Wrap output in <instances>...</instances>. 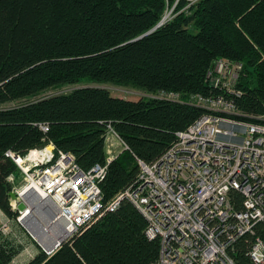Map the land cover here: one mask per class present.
<instances>
[{"label": "trees", "instance_id": "obj_1", "mask_svg": "<svg viewBox=\"0 0 264 264\" xmlns=\"http://www.w3.org/2000/svg\"><path fill=\"white\" fill-rule=\"evenodd\" d=\"M170 5L0 0V209L7 216H15L8 178H20L8 151L25 157L51 142L89 170L106 163L104 135L111 126L128 147L101 184L104 201H111L137 179V160L160 159L177 132L208 113L188 103L192 96L225 95L208 78L219 59L243 65L237 84L242 95L225 97L245 115L264 116V0H180L173 18L140 39L163 21ZM82 82L132 86L148 95L174 93L182 101L148 95L131 101L102 87L42 96ZM233 195L241 208V195ZM146 228L145 216L125 200L53 256L39 252L26 264H153L160 243L147 238ZM16 244L0 236V264L20 254ZM248 248L249 238L239 242L238 264H250Z\"/></svg>", "mask_w": 264, "mask_h": 264}, {"label": "built area", "instance_id": "obj_2", "mask_svg": "<svg viewBox=\"0 0 264 264\" xmlns=\"http://www.w3.org/2000/svg\"><path fill=\"white\" fill-rule=\"evenodd\" d=\"M242 71L241 63L219 59L208 78L225 95L240 97L237 84ZM225 95L193 97L189 104L208 113L177 132L176 141L160 159L150 164L137 160L140 171L135 182L108 202L101 184L109 165L128 150L111 126L104 135L107 148L115 150L116 141L122 152L108 151L106 163L89 170L73 153L57 150L52 143L25 157L8 151L20 178H8L18 197L10 202L14 219L0 210V236L21 245L14 260L31 256L28 238L40 252L53 256L64 243L129 200L147 220V238L159 240V257L153 264H238L234 254L244 238H249L250 264H264V236L259 229H264V116L241 113ZM161 98L182 101L174 93ZM233 193L241 195V208ZM13 223L24 233L14 230Z\"/></svg>", "mask_w": 264, "mask_h": 264}, {"label": "rangeland", "instance_id": "obj_3", "mask_svg": "<svg viewBox=\"0 0 264 264\" xmlns=\"http://www.w3.org/2000/svg\"><path fill=\"white\" fill-rule=\"evenodd\" d=\"M168 1H171V5L168 6L167 11L165 13L164 19H166V21H168L169 19H171L175 16L176 7L180 2V0H168ZM191 1L195 2L196 0H191ZM218 69L222 70L223 67L219 66ZM79 87H102V88H105L108 91H110L113 97L131 100V101H136L140 98L147 97V95H148L147 92L142 91V90H140L136 87H132V86L119 85V84H115V83H113V84L112 83L99 84V83H92V82H84V83L82 82V83L77 84L75 87L69 86V87H66L63 89L49 90L48 92H44L42 94V96H49V95H52V94L57 93V92L69 93L73 90V88H79ZM148 96H150V95H148ZM14 106H16V104ZM39 232H40V230H39ZM28 239L30 240L31 243H33L30 238H28ZM16 245L18 246L19 244H16ZM21 252L22 251H20V253ZM33 258H34V256H28L25 254L20 255L13 261L12 264H26L27 262H29Z\"/></svg>", "mask_w": 264, "mask_h": 264}, {"label": "bare ground", "instance_id": "obj_4", "mask_svg": "<svg viewBox=\"0 0 264 264\" xmlns=\"http://www.w3.org/2000/svg\"><path fill=\"white\" fill-rule=\"evenodd\" d=\"M167 16V15H166ZM167 18V17H166ZM211 80V79H210ZM170 95V94H172V93H159V94H157V95H150L149 97H152V98H158V99H161V100H168V101H170V99H167V98H161L163 95ZM176 95H178V94H176ZM180 98H181V96L180 95H178ZM193 97H195V96H192L191 98H190V100L188 101V103H190V101L192 100V98ZM195 123V122H194ZM191 126V125H190ZM115 131V130H114ZM116 132V131H115ZM117 133V132H116ZM105 142H106V140H105ZM51 144V142L48 144V145H50ZM53 144V143H52ZM54 145V144H53ZM47 146V145H46ZM55 146V145H54ZM42 148H44V147H42ZM42 148H40V149H42ZM36 150V149H35ZM108 151H110V152H113L114 150H112L111 151V148H109L108 149ZM11 152H13V151H11ZM29 153V152H28ZM7 154V153H6ZM19 155V154H18ZM7 156V155H6ZM21 156V155H20ZM8 157V156H7ZM22 157V156H21ZM11 159V158H10ZM14 194L15 195V197H16V199L14 200L11 196H10V202L11 201H17V197H18V195H17V193L12 189V191H11V193H10V195L11 194ZM26 196V195H25ZM7 216V215H6ZM7 217H9V218H12V219H14V217L15 216H13V217H11V216H7ZM92 226V225H91ZM13 229L14 230H16V231H18V232H21V233H23V231L18 227V225L16 224V223H13ZM43 231L40 229V232H39V230H38V233H39V235H41V233H42ZM3 238H6V239H9V240H12L11 239V237H3ZM13 241H15V240H13ZM16 242V241H15ZM17 243V242H16ZM20 245V244H19ZM12 263H13V261H12ZM11 263V264H12Z\"/></svg>", "mask_w": 264, "mask_h": 264}, {"label": "crops", "instance_id": "obj_5", "mask_svg": "<svg viewBox=\"0 0 264 264\" xmlns=\"http://www.w3.org/2000/svg\"><path fill=\"white\" fill-rule=\"evenodd\" d=\"M115 142V150H114V152L115 153H117V154H119V153H121L122 152V147L119 145V143H117L116 141H114ZM106 148H107V145H106ZM107 154H108V148H107ZM1 210V209H0ZM2 211V210H1ZM3 212V211H2ZM4 213V212H3ZM4 215H6L5 213H4ZM0 217H3V216H0ZM26 241H27V243H29L30 245H31V247H30V253H31V256H36V255H38L39 254V248L37 247V246H35V245H33L34 243H31L30 242V240H27L26 239ZM26 255V254H25Z\"/></svg>", "mask_w": 264, "mask_h": 264}, {"label": "water", "instance_id": "obj_6", "mask_svg": "<svg viewBox=\"0 0 264 264\" xmlns=\"http://www.w3.org/2000/svg\"><path fill=\"white\" fill-rule=\"evenodd\" d=\"M166 22V19H163V21L157 26V27H155L153 30H151L149 33H147V34H145L144 36H142V37H140V39L141 38H144L145 36H148V35H150L151 33H153V32H155L159 27H161L164 23ZM14 200L16 199V197H15V195L12 193L11 195H10ZM19 209L20 210H23L24 209V205H19Z\"/></svg>", "mask_w": 264, "mask_h": 264}]
</instances>
